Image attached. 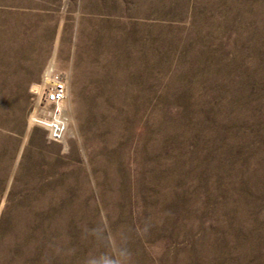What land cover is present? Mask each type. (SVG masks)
<instances>
[{
  "label": "rangeland",
  "instance_id": "rangeland-1",
  "mask_svg": "<svg viewBox=\"0 0 264 264\" xmlns=\"http://www.w3.org/2000/svg\"><path fill=\"white\" fill-rule=\"evenodd\" d=\"M0 264H264V0H0Z\"/></svg>",
  "mask_w": 264,
  "mask_h": 264
},
{
  "label": "built area",
  "instance_id": "built-area-1",
  "mask_svg": "<svg viewBox=\"0 0 264 264\" xmlns=\"http://www.w3.org/2000/svg\"><path fill=\"white\" fill-rule=\"evenodd\" d=\"M31 119L47 132L50 143L65 144L74 137L71 118L67 111L69 83L67 78H55L30 88Z\"/></svg>",
  "mask_w": 264,
  "mask_h": 264
},
{
  "label": "bare ground",
  "instance_id": "bare-ground-1",
  "mask_svg": "<svg viewBox=\"0 0 264 264\" xmlns=\"http://www.w3.org/2000/svg\"><path fill=\"white\" fill-rule=\"evenodd\" d=\"M47 77H50L49 75H46ZM47 83V82H46ZM30 124L31 125H33L34 124V120L33 119H31V122H30Z\"/></svg>",
  "mask_w": 264,
  "mask_h": 264
}]
</instances>
